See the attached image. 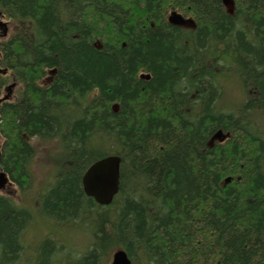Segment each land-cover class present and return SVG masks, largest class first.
<instances>
[{"label": "trees", "instance_id": "obj_1", "mask_svg": "<svg viewBox=\"0 0 264 264\" xmlns=\"http://www.w3.org/2000/svg\"><path fill=\"white\" fill-rule=\"evenodd\" d=\"M0 15L14 23L0 39V171L26 192L33 139L59 142L61 179L34 209L91 233L72 264H109L117 248L131 264H264V0H0ZM113 154L120 192L99 205L82 177ZM34 221L0 194V264L23 263ZM41 247L50 264L60 246Z\"/></svg>", "mask_w": 264, "mask_h": 264}, {"label": "rangeland", "instance_id": "obj_2", "mask_svg": "<svg viewBox=\"0 0 264 264\" xmlns=\"http://www.w3.org/2000/svg\"><path fill=\"white\" fill-rule=\"evenodd\" d=\"M231 11L235 9L234 4L230 6ZM6 20L7 18H3ZM14 23H9V34L13 31ZM4 39V38H1ZM227 78V77H225ZM224 78V79H225ZM20 85L16 84L13 86L11 90V98L14 99V96L19 90ZM10 93L7 94V96L10 97ZM241 95V90L239 88H231L228 90L227 95L225 96L226 101L230 104L236 105L238 97ZM236 100V102H235ZM230 105L229 107H231ZM0 143H2V138L0 136ZM33 143L36 148V156L32 161V171H33V187L30 188V190H27L26 192H22L17 188L14 184L9 185L6 189L0 190V194H13L15 201H17L21 206H26L28 208H32V211L37 205L36 199L41 198V194H44L47 190L49 191L51 188L58 185L59 180L61 179L59 176V173L61 172V167L63 165V148L59 144L58 141L54 142H40L36 139H33ZM46 195L43 196V200L45 199ZM44 207L43 201L41 204ZM39 212L35 211L34 213ZM39 213H36L37 216V222L38 226L36 225V221L32 225H30L24 234V242L28 244L27 246V252L26 256L23 259L22 264H37L36 258H34V255L32 253V245L31 242L33 239L36 238V236H39L44 231H48L50 229L55 230L56 233L53 235H56L58 237L59 234L61 236L63 235V264H72V262L79 257L83 252L87 250V248L91 244V233L83 231V227H81V221H75L72 217L68 219L69 222L65 223V225H62V221H58V219L54 216L49 215H42L43 217H40L38 215ZM93 220L96 219L95 214H92V217L90 218ZM91 221V222H92ZM57 222V223H56ZM89 222L88 228L93 229V223L91 224ZM73 223L74 227L72 226H66ZM58 225V227L52 225ZM88 231V230H87ZM36 233V234H35ZM33 234L35 236L33 237ZM37 243H41L42 247L44 246V242L42 240L37 241ZM113 251H111L110 256H108L107 261L108 263L111 262ZM37 255L40 256V251L37 253ZM74 264V263H73Z\"/></svg>", "mask_w": 264, "mask_h": 264}, {"label": "water", "instance_id": "obj_3", "mask_svg": "<svg viewBox=\"0 0 264 264\" xmlns=\"http://www.w3.org/2000/svg\"><path fill=\"white\" fill-rule=\"evenodd\" d=\"M121 163L119 155H108L94 162L82 177L85 194L101 205L112 203L120 190ZM9 182L6 172H0V189ZM112 264H131L125 250L119 249L113 255Z\"/></svg>", "mask_w": 264, "mask_h": 264}, {"label": "flooded vegetation", "instance_id": "obj_4", "mask_svg": "<svg viewBox=\"0 0 264 264\" xmlns=\"http://www.w3.org/2000/svg\"><path fill=\"white\" fill-rule=\"evenodd\" d=\"M62 221V220H61ZM62 223H63V221H62ZM62 225V227H63V224H61ZM55 233V230H52V229H50V230H48L47 232H45L44 234H43V242L45 243V241L47 240V239H51L53 242H54V244L56 245V244H58V246H60V248H59V250L58 249H56L55 250V252H54V254H53V256H51V258H52V260H50V262L52 263V264H57L56 262V260H55V258H57V257H59V259H60V264H63V235L61 236V234H59L60 235V238H57L55 235H53ZM57 240H58V243H57ZM33 250H34V258H38V256L39 255H37V253H38V251H39V249H40V246L42 245L41 243H37L36 241H35V239L33 240ZM42 248V247H41ZM38 250V251H37ZM50 263V264H51ZM34 264H36V263H34Z\"/></svg>", "mask_w": 264, "mask_h": 264}, {"label": "bare ground", "instance_id": "obj_5", "mask_svg": "<svg viewBox=\"0 0 264 264\" xmlns=\"http://www.w3.org/2000/svg\"><path fill=\"white\" fill-rule=\"evenodd\" d=\"M8 97V96H7Z\"/></svg>", "mask_w": 264, "mask_h": 264}]
</instances>
